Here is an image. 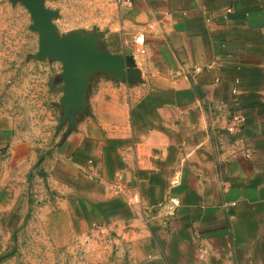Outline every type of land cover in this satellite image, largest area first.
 <instances>
[{
  "label": "crops",
  "instance_id": "obj_1",
  "mask_svg": "<svg viewBox=\"0 0 264 264\" xmlns=\"http://www.w3.org/2000/svg\"><path fill=\"white\" fill-rule=\"evenodd\" d=\"M94 3L74 29L133 54L143 82L96 81L41 159L0 115V226L58 216L87 264H264V0Z\"/></svg>",
  "mask_w": 264,
  "mask_h": 264
},
{
  "label": "rangeland",
  "instance_id": "obj_2",
  "mask_svg": "<svg viewBox=\"0 0 264 264\" xmlns=\"http://www.w3.org/2000/svg\"><path fill=\"white\" fill-rule=\"evenodd\" d=\"M94 2L59 0L60 33L75 30L76 24L97 23L100 12ZM31 23L23 5L0 0V115L12 120L18 139L33 144L41 159L69 124L60 125L57 106L63 95L62 64L32 57L39 50V36ZM34 216L13 234L0 226V264H87L85 248L67 235L58 216L41 211Z\"/></svg>",
  "mask_w": 264,
  "mask_h": 264
},
{
  "label": "water",
  "instance_id": "obj_3",
  "mask_svg": "<svg viewBox=\"0 0 264 264\" xmlns=\"http://www.w3.org/2000/svg\"><path fill=\"white\" fill-rule=\"evenodd\" d=\"M47 1L10 0L12 5L21 4L27 9L32 20L30 29L39 36V50L32 57L62 64L59 78L63 95L57 106L61 109L60 125L69 124L66 137L90 113L89 95L96 81L107 78L142 83L143 79L135 56L111 52L104 44V32L97 27L60 33L56 22L61 13L50 8Z\"/></svg>",
  "mask_w": 264,
  "mask_h": 264
},
{
  "label": "built area",
  "instance_id": "obj_4",
  "mask_svg": "<svg viewBox=\"0 0 264 264\" xmlns=\"http://www.w3.org/2000/svg\"><path fill=\"white\" fill-rule=\"evenodd\" d=\"M135 43H136L137 52H142L143 46L145 45V35L143 33H139L138 35H136ZM239 118L240 117H237L236 120H238ZM228 130L230 132H235L236 130H238V127L237 125H230V127H228Z\"/></svg>",
  "mask_w": 264,
  "mask_h": 264
}]
</instances>
